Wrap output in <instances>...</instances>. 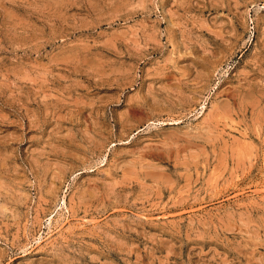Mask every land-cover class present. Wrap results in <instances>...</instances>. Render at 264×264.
I'll list each match as a JSON object with an SVG mask.
<instances>
[{"label":"rangeland","instance_id":"374dc122","mask_svg":"<svg viewBox=\"0 0 264 264\" xmlns=\"http://www.w3.org/2000/svg\"><path fill=\"white\" fill-rule=\"evenodd\" d=\"M0 264H264V0H0Z\"/></svg>","mask_w":264,"mask_h":264}]
</instances>
